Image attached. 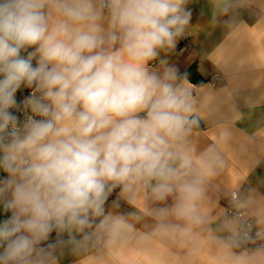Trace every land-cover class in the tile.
Here are the masks:
<instances>
[{
  "label": "clouds",
  "instance_id": "obj_1",
  "mask_svg": "<svg viewBox=\"0 0 264 264\" xmlns=\"http://www.w3.org/2000/svg\"><path fill=\"white\" fill-rule=\"evenodd\" d=\"M187 2L0 0V264H47L53 232L97 217L111 237L131 229L104 215L118 186L172 196L178 218L203 222L197 201L222 161L214 146L194 161L190 82L166 60L152 67L188 26Z\"/></svg>",
  "mask_w": 264,
  "mask_h": 264
},
{
  "label": "crops",
  "instance_id": "obj_2",
  "mask_svg": "<svg viewBox=\"0 0 264 264\" xmlns=\"http://www.w3.org/2000/svg\"><path fill=\"white\" fill-rule=\"evenodd\" d=\"M185 7L191 11L185 28L189 48L181 52L177 40L152 67L160 69V59L179 75L195 67L204 81H177L190 82L191 115L194 124L201 125L190 127L186 147L196 161L214 146L222 161L197 201L203 222L178 218L172 196L158 201L148 189L121 188L108 202L107 215L121 218L131 229H121L115 237L97 226L84 233L53 232L46 244L56 247L47 264H241V259L264 264V251L236 250L227 244L240 225L226 219L221 205L237 192L247 217L264 232V0H188ZM52 16L58 18L55 12ZM104 24L107 27V21ZM216 74L223 79L213 87L209 80ZM161 209H167V215H161ZM184 229L188 231L182 235Z\"/></svg>",
  "mask_w": 264,
  "mask_h": 264
},
{
  "label": "built area",
  "instance_id": "obj_3",
  "mask_svg": "<svg viewBox=\"0 0 264 264\" xmlns=\"http://www.w3.org/2000/svg\"><path fill=\"white\" fill-rule=\"evenodd\" d=\"M179 41V49L181 52L186 51L189 48L190 42L187 33L184 31L183 35L177 39ZM35 63V61H33ZM223 77L220 74L212 76L209 80L213 87H217L222 81ZM29 95V89L22 86V88L17 92V101H22L26 96ZM23 119V113L18 112ZM121 187H116L111 194L107 202L104 205V215H107V204L120 192ZM221 205L225 210L226 219L229 222H238L239 229L237 234L229 235L226 242L229 246L236 250H257L264 251V232L259 231L254 222L247 217L244 209L241 208V201L239 194L237 192L230 193L227 197L223 198ZM103 217L94 218V226L99 225ZM245 233H248L249 239H245ZM257 233H261V236H257ZM58 244H63V240L57 241Z\"/></svg>",
  "mask_w": 264,
  "mask_h": 264
},
{
  "label": "trees",
  "instance_id": "obj_4",
  "mask_svg": "<svg viewBox=\"0 0 264 264\" xmlns=\"http://www.w3.org/2000/svg\"><path fill=\"white\" fill-rule=\"evenodd\" d=\"M22 55L26 56L27 53L22 52ZM179 78L180 79H188V80L194 82L196 85H200V84H202L204 82L203 79L200 77V75H199V73H198V71H197V69L195 67H192L189 70L181 73L179 75ZM191 127L201 128V125L199 123H196V124L191 125ZM4 175H5V173L0 171V177L4 176ZM5 218L6 217H5L4 213H3L2 206H0V221H2ZM50 237H53V234H51Z\"/></svg>",
  "mask_w": 264,
  "mask_h": 264
}]
</instances>
